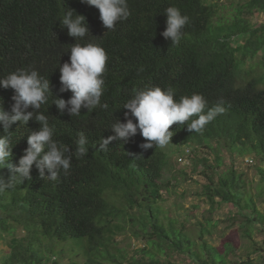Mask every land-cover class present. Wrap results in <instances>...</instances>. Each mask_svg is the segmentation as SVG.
Listing matches in <instances>:
<instances>
[{"label":"trees","instance_id":"obj_1","mask_svg":"<svg viewBox=\"0 0 264 264\" xmlns=\"http://www.w3.org/2000/svg\"><path fill=\"white\" fill-rule=\"evenodd\" d=\"M128 6L129 18L117 23L115 30H106L98 9L81 0H0V77L34 68L49 79L54 97L70 98V91H59L58 65L69 61L66 50L76 42L60 24L67 9H72L85 17L90 35L84 40L99 43L108 55L101 103L109 105L107 110L97 107L91 113L82 108L78 117L67 111L61 115L51 99L41 106L55 126L54 139L73 149L71 168L68 175L61 173L56 181H49L42 180L33 165L31 180L14 183L0 193V239L6 237L8 248L0 264H58L67 244L76 248L68 247L69 251L103 264H170L162 258L173 252L185 255L188 264H225L206 238L212 227L197 221L191 235L159 205L161 192L175 187L163 178L166 155L161 148L141 149L139 145L146 141L138 131L98 151L101 138L114 134L113 122H136L130 113L125 117L128 110L122 104L134 89L148 85L173 87L177 100L201 94L207 101L205 112L223 101L224 112L201 133L189 132L187 124H173L170 143L188 148L189 160L196 148H208L211 160L203 155L192 161L193 170L197 165L203 170L206 183L201 195L210 207L232 205L248 239L254 229L264 226V214L247 191L245 177L232 164L234 157L258 158L262 165L254 166L255 196H264V70L257 72L247 64L264 49V22L249 21L254 13L264 12V0H246L224 20H215L212 0H128ZM168 6L189 17L178 45L161 35ZM14 95L11 87L0 86V107L6 112ZM38 128L30 119L24 126L16 122L9 129L12 155L0 170L5 183L12 176L9 165H16L27 147L28 129ZM80 131L89 141V150L78 159L74 140ZM221 149L228 153L230 164L218 170L223 164ZM127 227L143 242L129 256L116 240Z\"/></svg>","mask_w":264,"mask_h":264},{"label":"clouds","instance_id":"obj_2","mask_svg":"<svg viewBox=\"0 0 264 264\" xmlns=\"http://www.w3.org/2000/svg\"><path fill=\"white\" fill-rule=\"evenodd\" d=\"M81 3L98 9L99 19L106 30H115L117 23L126 21L131 15L128 0H81ZM164 14L166 27L161 35L170 40L171 45H178L184 35L183 29L189 23V17L182 14L176 6L166 7ZM60 24L67 28V34L76 41L66 50L70 53L69 61L58 65L61 84L59 91H70V98L65 100L54 97L50 91L49 79L34 68H20L0 77V86L11 87L15 92L10 112L0 107V170L5 168V162L12 155L11 126L16 122L24 126L30 119L39 124L36 130L28 129L27 147L17 164L9 165L12 173L10 181L5 183L0 174V193L14 183L22 184L31 180L33 165L38 169L42 180L56 181L61 173L69 174L72 162V155L69 153L73 149L70 150L68 145L54 139L55 126L50 125L49 116L40 111L41 106L47 104L49 99L61 115L67 111L71 117L81 116L82 108L91 113L97 107L104 110L109 107L107 103H101L108 61L106 51L99 43L84 40L90 33L83 15L67 9ZM138 71H143V68ZM174 97L175 89L170 86L162 89L160 86L148 85L143 89H134L131 98L122 105L128 110L125 117L130 113L136 122L132 119H126L123 123L118 120L113 122L110 128L114 134L106 139L101 138L98 151H106L110 142L127 140L138 131L146 141L139 145L141 149L146 151L153 147L164 148L170 144L174 134L169 131L173 124H187L189 132L201 133L209 122L225 110L221 100L205 112L207 101L198 93L182 95L178 100ZM29 108L32 111H28ZM74 144L76 158H83L88 154L89 141L83 131L77 133ZM45 170L48 175H45Z\"/></svg>","mask_w":264,"mask_h":264},{"label":"rangeland","instance_id":"obj_3","mask_svg":"<svg viewBox=\"0 0 264 264\" xmlns=\"http://www.w3.org/2000/svg\"><path fill=\"white\" fill-rule=\"evenodd\" d=\"M216 4L215 20L229 19L235 14V9L239 4L246 0H212ZM253 25H259L264 22V12L254 13L249 17ZM247 64H252L257 72L264 70V49L257 51L252 60ZM180 146L169 144L161 148L166 155V166L162 170L164 179H169L171 185H175L170 191H162L163 200L159 202L162 210L169 217L175 218L178 223L183 224V229L191 235L196 231V223L212 227L211 235L206 237L209 243L216 247L219 255L224 257L225 264H242L249 260L252 264H264V226L262 230L254 229L251 239L242 235L241 219L235 214V208L230 204H220L210 207V202L202 195V186L206 180L202 174L201 166L197 165L193 170L194 157L200 158L207 155L211 160L212 155L208 148L198 147L194 150L191 160L178 161L177 157L180 152ZM183 150V147L181 148ZM190 154V153H189ZM220 156L223 164L218 170L223 169L230 164L228 153L221 149ZM233 167L243 174L246 179L247 191L254 197L257 209L264 214V196L258 197L257 183L258 177L255 175L254 166L262 165L258 158L251 155L244 157H234L232 160ZM264 167V166H263ZM168 170V171H167ZM182 171V174L180 173ZM214 201L216 199L214 198ZM127 227L126 231L116 237L118 247H122L131 255L136 248H140L143 242L131 235ZM16 234L21 231L16 230ZM63 257L58 260V264H103L98 261L89 259L81 253H74L68 250V247L75 251L72 245L65 246ZM8 252L6 246V237L0 239V259ZM139 256V255H138ZM170 264H188L185 255L175 252L165 255ZM106 264V263H104ZM125 264V263H123Z\"/></svg>","mask_w":264,"mask_h":264},{"label":"built area","instance_id":"obj_4","mask_svg":"<svg viewBox=\"0 0 264 264\" xmlns=\"http://www.w3.org/2000/svg\"><path fill=\"white\" fill-rule=\"evenodd\" d=\"M190 150L188 148H183L182 152L178 155V161H184L189 156Z\"/></svg>","mask_w":264,"mask_h":264}]
</instances>
